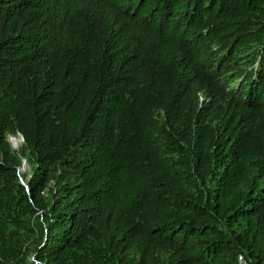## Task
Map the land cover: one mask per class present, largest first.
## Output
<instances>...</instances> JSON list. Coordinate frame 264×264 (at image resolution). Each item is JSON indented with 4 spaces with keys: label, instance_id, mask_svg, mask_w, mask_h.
I'll use <instances>...</instances> for the list:
<instances>
[{
    "label": "trees",
    "instance_id": "trees-1",
    "mask_svg": "<svg viewBox=\"0 0 264 264\" xmlns=\"http://www.w3.org/2000/svg\"><path fill=\"white\" fill-rule=\"evenodd\" d=\"M240 255L264 264V0H0V264Z\"/></svg>",
    "mask_w": 264,
    "mask_h": 264
},
{
    "label": "rangeland",
    "instance_id": "rangeland-1",
    "mask_svg": "<svg viewBox=\"0 0 264 264\" xmlns=\"http://www.w3.org/2000/svg\"><path fill=\"white\" fill-rule=\"evenodd\" d=\"M203 98V96L201 97V99ZM9 136H10V134L8 135V141H9ZM12 136H15V137H17V138H19L20 139V145H21V143H22V136L20 135V134H17V135H12ZM10 143V142H9ZM20 145H19V147H20ZM19 147H18V149H19ZM13 149L14 150H17V149H15L14 147H13ZM24 164H25V168H24V170H20V168H19V170H18V175H19V177H20V181L21 182H24V180L26 179V178H28L29 177V172H30V168H29V166H28V164L26 163V161L24 162ZM32 260V258H31V255L29 256V261H31Z\"/></svg>",
    "mask_w": 264,
    "mask_h": 264
},
{
    "label": "bare ground",
    "instance_id": "bare-ground-1",
    "mask_svg": "<svg viewBox=\"0 0 264 264\" xmlns=\"http://www.w3.org/2000/svg\"><path fill=\"white\" fill-rule=\"evenodd\" d=\"M9 142H10L12 148L14 147L15 149L18 150V147L20 145V140L17 137L9 136ZM24 168H25V164L20 166V170H24Z\"/></svg>",
    "mask_w": 264,
    "mask_h": 264
},
{
    "label": "built area",
    "instance_id": "built-area-1",
    "mask_svg": "<svg viewBox=\"0 0 264 264\" xmlns=\"http://www.w3.org/2000/svg\"><path fill=\"white\" fill-rule=\"evenodd\" d=\"M238 264H252L250 263L244 256H239L238 257Z\"/></svg>",
    "mask_w": 264,
    "mask_h": 264
},
{
    "label": "water",
    "instance_id": "water-1",
    "mask_svg": "<svg viewBox=\"0 0 264 264\" xmlns=\"http://www.w3.org/2000/svg\"><path fill=\"white\" fill-rule=\"evenodd\" d=\"M22 140H23V137H22ZM25 160L22 161V165L24 164Z\"/></svg>",
    "mask_w": 264,
    "mask_h": 264
}]
</instances>
